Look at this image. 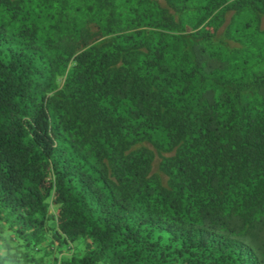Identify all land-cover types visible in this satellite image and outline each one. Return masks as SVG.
<instances>
[{
    "label": "trees",
    "instance_id": "obj_1",
    "mask_svg": "<svg viewBox=\"0 0 264 264\" xmlns=\"http://www.w3.org/2000/svg\"><path fill=\"white\" fill-rule=\"evenodd\" d=\"M263 20L0 0V264H264Z\"/></svg>",
    "mask_w": 264,
    "mask_h": 264
},
{
    "label": "rangeland",
    "instance_id": "obj_2",
    "mask_svg": "<svg viewBox=\"0 0 264 264\" xmlns=\"http://www.w3.org/2000/svg\"><path fill=\"white\" fill-rule=\"evenodd\" d=\"M262 27L264 28V20H263V23H262ZM154 173L156 174H161V171L159 169V160H157L154 164Z\"/></svg>",
    "mask_w": 264,
    "mask_h": 264
}]
</instances>
